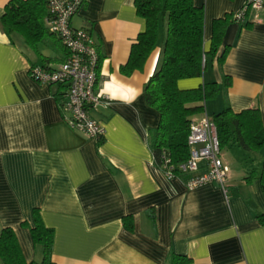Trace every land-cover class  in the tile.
<instances>
[{"label": "crops", "instance_id": "0c3cea01", "mask_svg": "<svg viewBox=\"0 0 264 264\" xmlns=\"http://www.w3.org/2000/svg\"><path fill=\"white\" fill-rule=\"evenodd\" d=\"M245 1L193 0L204 8L205 50L213 20ZM7 2L0 0V18ZM252 18L227 25L218 54L229 49L221 65L208 57L201 78L178 81L180 89L217 83V94L205 102L207 115L227 104L234 112L258 108L264 119V13ZM70 23L91 34L100 58L101 99L90 110L105 129L99 141L65 124L63 86L39 84L28 74L30 65L55 67L65 50L40 45L51 52L39 46L51 58L44 61L0 29V229L14 230L26 263L42 257L30 234L37 209L54 231V264H163L171 253L185 255L188 264H264V225L255 216L264 211L258 179L264 146L257 153L236 144L226 149V192L216 183L188 190L183 178H166L147 140L160 117L143 94L161 53L163 27L143 69L126 75L120 69L144 29L133 0H84ZM252 170L254 178L246 179Z\"/></svg>", "mask_w": 264, "mask_h": 264}, {"label": "trees", "instance_id": "16d2710c", "mask_svg": "<svg viewBox=\"0 0 264 264\" xmlns=\"http://www.w3.org/2000/svg\"><path fill=\"white\" fill-rule=\"evenodd\" d=\"M133 2L136 14L144 21V29L131 45L128 61L120 70L126 75L142 70L147 58L158 46L159 32L163 27L161 53L153 73L143 87L146 103L160 117L156 126L148 128L147 140L159 168L162 169L165 158H169L170 163L176 166L189 156L187 136L190 122L205 112L206 100L214 97L219 90L216 82H204L196 88L180 89L178 81L201 78L208 57H215L219 65L223 63L229 47L225 46L220 54L218 50L227 25L235 20L233 13L214 19L210 47L205 50L202 6H196L193 0ZM48 14L45 0H8L0 18V29L11 40L21 38L27 47L46 61L51 58L39 53L40 45L53 44L56 50L63 49L66 52L59 38L46 25ZM99 64L100 58L98 69ZM228 83L226 81L224 86ZM208 117L216 127L220 150L236 144L245 152L257 153L264 146V119L258 108L234 112L226 104L222 110ZM252 178L254 170L246 177ZM258 179L264 193V160ZM255 216L264 225V211L256 210ZM125 224L131 227L129 221H125ZM30 234L33 243L42 248L41 259L26 263L14 230L5 227L0 229V264H54L51 260L54 231L43 224L37 209L33 211ZM189 261L185 255L171 253L163 264H188Z\"/></svg>", "mask_w": 264, "mask_h": 264}, {"label": "built area", "instance_id": "2783aa9c", "mask_svg": "<svg viewBox=\"0 0 264 264\" xmlns=\"http://www.w3.org/2000/svg\"><path fill=\"white\" fill-rule=\"evenodd\" d=\"M45 1L49 10L46 25L59 38L67 53L55 67L30 65L28 74L39 84L63 86L66 98L60 104V112L65 124L73 131L99 140L105 129L90 114L101 99L96 92L99 55L91 34L84 29L73 28L70 23L84 0ZM258 13H264V0H246L232 17L236 23H242L251 16L257 21ZM187 145L189 156L182 163L175 166L165 158L161 170L166 178H183L188 190L216 183L226 192L229 168L221 157L216 127L205 112L190 122ZM201 163L203 167H200Z\"/></svg>", "mask_w": 264, "mask_h": 264}, {"label": "rangeland", "instance_id": "374dc122", "mask_svg": "<svg viewBox=\"0 0 264 264\" xmlns=\"http://www.w3.org/2000/svg\"><path fill=\"white\" fill-rule=\"evenodd\" d=\"M40 51L41 52H43L44 54H47V55H49L51 52H50V50L47 48V47H45V46H40ZM207 109H208V112H210L211 111V107L209 106V105H207ZM211 113V112H210ZM223 152L221 153V156L223 155L224 156V154H225V151H226V149H224V150H222ZM262 161V160H261ZM228 163V162H227Z\"/></svg>", "mask_w": 264, "mask_h": 264}]
</instances>
